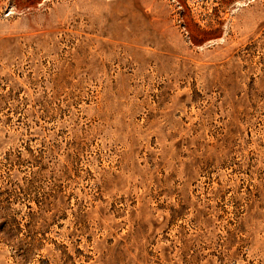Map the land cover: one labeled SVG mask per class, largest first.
<instances>
[{
    "label": "rangeland",
    "instance_id": "1",
    "mask_svg": "<svg viewBox=\"0 0 264 264\" xmlns=\"http://www.w3.org/2000/svg\"><path fill=\"white\" fill-rule=\"evenodd\" d=\"M0 264H264V0H0Z\"/></svg>",
    "mask_w": 264,
    "mask_h": 264
}]
</instances>
